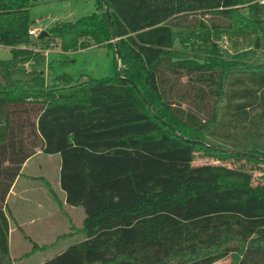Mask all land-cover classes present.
Returning <instances> with one entry per match:
<instances>
[{
	"label": "trees",
	"instance_id": "trees-1",
	"mask_svg": "<svg viewBox=\"0 0 264 264\" xmlns=\"http://www.w3.org/2000/svg\"><path fill=\"white\" fill-rule=\"evenodd\" d=\"M43 1L0 0V264L6 196L38 151L59 155L84 218L82 240L37 264H264V159L243 154L264 156V0H106L115 41L101 0L29 34ZM70 28L112 50L114 77L46 79L45 51ZM24 62L36 72L13 79Z\"/></svg>",
	"mask_w": 264,
	"mask_h": 264
},
{
	"label": "rangeland",
	"instance_id": "rangeland-1",
	"mask_svg": "<svg viewBox=\"0 0 264 264\" xmlns=\"http://www.w3.org/2000/svg\"><path fill=\"white\" fill-rule=\"evenodd\" d=\"M95 11V0H44L36 4L30 9V17L34 21L32 29L41 32L45 29L52 28L57 22H71L82 16H86ZM224 56L227 59L232 57V50L229 48L228 43L222 44ZM10 50L6 47L0 46V59L10 58ZM264 56H258L255 62H262ZM44 75L46 79L52 80L55 76L67 74L73 79L78 78H104L114 77L117 73L115 60L111 49L104 46H93L84 40L77 38L74 29H65L59 38L56 39L55 45L47 49L45 53V62L43 65ZM37 67L30 65L25 66L24 63L12 67L9 72L13 79H25L32 76L36 72ZM46 157V156H43ZM54 157V158H53ZM47 160V166L50 168V174H53V168L57 155ZM56 157V158H55ZM45 159V158H44ZM57 162V161H56ZM194 165L201 164H225L229 167L235 166L230 162H221L208 157L197 156ZM256 181H264V166L257 167L253 170ZM48 205L50 211L56 209V201L52 195L45 199L44 203ZM31 203L30 196L25 194L20 198L19 195L11 196L8 201L9 211L13 219L17 218L24 221L22 226L14 233L13 239V252L16 254L24 253L32 250L33 241L29 238L34 236L32 234L31 226L28 225L27 218L29 217V209H26ZM20 207L22 210L18 215L16 209ZM82 216L84 215L83 209L79 207ZM77 217V214H74ZM72 226V225H71ZM80 226V225H79ZM56 229L50 227L45 240L48 247L43 250H38L26 256L25 261L27 264H37L40 260H47L55 254L58 250L75 242L76 238L73 237L71 227H67V223H58ZM67 233L60 234L56 239L58 233L67 230ZM56 230H59L58 233ZM71 232V233H70ZM36 237H34L35 239ZM232 259L226 258L219 260L213 264H231Z\"/></svg>",
	"mask_w": 264,
	"mask_h": 264
},
{
	"label": "crops",
	"instance_id": "crops-1",
	"mask_svg": "<svg viewBox=\"0 0 264 264\" xmlns=\"http://www.w3.org/2000/svg\"><path fill=\"white\" fill-rule=\"evenodd\" d=\"M6 48L10 50L9 47ZM24 65L29 67L33 64L30 62H24ZM56 155L58 157L57 160H55L53 174L51 175V170L49 166H47V160H50L53 156ZM59 169L60 157L58 154H44L41 151H38L27 160H25V162L22 164L20 174L15 178L11 188L9 189V192L5 199V206L3 207V211L8 219L7 246L11 264H27L26 262H24L26 256H28L30 253L38 250H43L44 248L48 247V244L50 243H46L45 240L47 239V234L50 231L51 226L53 227V229H56L55 226L58 223L66 222L67 227H71V225L79 226L81 224L84 215L82 216V212L79 208L80 206H70L65 202L64 192L59 185ZM25 194L27 196H30L31 199V203L28 205V207H26V209H29L30 211L29 217L27 218L26 222L31 226L30 231L34 236L31 235L29 239L39 245V247L36 249H33L32 247V250L28 252L16 254L15 252H13L12 248L14 239L13 237L14 233L22 226L24 221L17 218L18 216L15 219L12 218L11 210L9 211L8 207V201L11 196L19 195V197L22 198L25 196ZM50 195H52L53 199L56 201V209H54L53 207L52 211H50L46 202L44 203L45 199H47ZM21 210L22 208L20 207L16 209L19 216V212ZM74 214H77L76 218L74 217ZM56 231L58 233L59 230ZM67 231L68 228L62 233H58L56 235V239L60 234L67 233ZM34 237L36 238L34 239ZM73 237L76 238L75 242L83 239V236L81 234H76ZM42 245H46V247L42 248ZM66 247L58 250L57 254L62 252ZM43 261L45 260H40L38 263Z\"/></svg>",
	"mask_w": 264,
	"mask_h": 264
},
{
	"label": "water",
	"instance_id": "water-1",
	"mask_svg": "<svg viewBox=\"0 0 264 264\" xmlns=\"http://www.w3.org/2000/svg\"><path fill=\"white\" fill-rule=\"evenodd\" d=\"M101 1H102L103 6H104V11H105L106 18H107V21H108V24H109V27H110V30H111L112 38L115 41L116 38H115V33L113 31V23L111 21V17H110L109 9H108L107 4H106V0H101ZM44 34H46L45 31H42L40 33V35H44ZM115 50H116V58H117V60H119V53H118V49H117V46L116 45H115ZM137 91H138L139 94H141L138 89H137ZM243 154H246V155L248 154V155H251V156H254V157H258V158L264 159V156L259 155V154L246 153V152H243Z\"/></svg>",
	"mask_w": 264,
	"mask_h": 264
},
{
	"label": "built area",
	"instance_id": "built-area-1",
	"mask_svg": "<svg viewBox=\"0 0 264 264\" xmlns=\"http://www.w3.org/2000/svg\"><path fill=\"white\" fill-rule=\"evenodd\" d=\"M264 2V1H263ZM29 34H31V35H37L38 34V31H35L34 29H30L29 30Z\"/></svg>",
	"mask_w": 264,
	"mask_h": 264
}]
</instances>
